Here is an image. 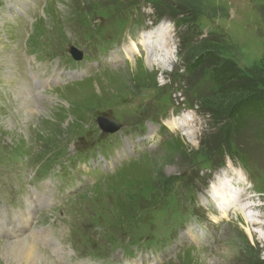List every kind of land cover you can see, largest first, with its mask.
<instances>
[{"label": "rangeland", "instance_id": "obj_1", "mask_svg": "<svg viewBox=\"0 0 264 264\" xmlns=\"http://www.w3.org/2000/svg\"><path fill=\"white\" fill-rule=\"evenodd\" d=\"M47 1L45 15L40 17L42 0H0V221L16 230L21 220H27L29 228L20 227L27 230L21 241L31 243L49 264H77L71 255L62 262L70 251L83 260L101 258L112 264L124 262L128 248L130 253L144 244L158 248L157 240L169 237L168 231L174 228L175 217L169 212L175 207L179 210L175 214H185L180 226L191 221L207 236L166 248L167 255L159 253L156 264H264V239L248 235L259 231V226L244 223V216L236 212L229 214V222L216 225L200 204L218 170L225 169L233 184L242 172L249 177L247 187L258 209L238 205L249 208L246 220L264 223V81L259 82L260 98L253 105L260 112L254 111L250 120L242 122L232 113L220 119L214 115L215 110L226 108L230 98L226 95L234 83L245 87L257 81L253 71L264 56V0ZM34 20L38 22L29 44L56 57L54 62H41L38 56L25 53ZM160 26L170 30L171 61L164 70L155 64L147 69L145 54L133 61L105 64L109 52H116L123 41L127 44L145 28L154 32ZM142 37L150 40L149 35ZM70 47L82 58L95 60L97 68L80 84L67 85L68 78L51 84L56 68L64 71L68 66ZM203 47L214 51L201 52ZM122 49L115 55L123 61ZM157 50H153L154 61L167 56ZM29 60L45 78L43 87L34 85L31 74L40 81ZM217 66L229 71L224 81L212 77ZM247 112H252L250 107ZM171 114L184 121V129L179 126L163 133V122L172 119ZM99 116L114 118L122 128L115 135L101 133L96 123ZM154 132L159 138L153 137ZM192 135L196 146L190 145ZM117 142L118 148L111 147ZM127 145L132 151L125 156ZM100 147L103 155L111 147L113 175L93 173L82 183L78 176L64 180L66 175L52 174L51 169L59 167L57 161ZM228 160L235 171L229 169ZM80 167L85 170L84 165ZM16 174L24 184L9 191L1 178ZM50 177L52 182L47 180ZM227 185L229 189L218 184L213 193L223 187L222 193L236 201L239 190ZM73 187L78 192L61 199L60 189ZM30 192L53 206L26 208L22 199L34 202ZM261 228L264 238V224ZM40 231L60 244L55 253L42 243ZM0 241V251L22 244ZM146 253L151 255L150 250ZM41 255L31 264H45ZM10 256L0 254V264L19 263ZM142 264L153 263L145 259Z\"/></svg>", "mask_w": 264, "mask_h": 264}, {"label": "bare ground", "instance_id": "obj_2", "mask_svg": "<svg viewBox=\"0 0 264 264\" xmlns=\"http://www.w3.org/2000/svg\"><path fill=\"white\" fill-rule=\"evenodd\" d=\"M165 30H168V29H165ZM165 33H167V31H164ZM173 32V31H172ZM34 33V32H33ZM142 35H145V34H142L137 37V40H140L139 42L137 41L136 42H133V41H129V45H126L123 47V53L126 57L127 60H133L134 58V55H139V53L143 50V53L141 54H146V57L144 59L145 61V64L147 66V69H151L152 68V64L156 65V67L158 69H160L161 71L165 69V67L170 64V61H171V58L169 57L168 53H169V50H168V45H169V40L168 39H164L163 42L159 43V38L158 37H155L156 34L154 33H150L149 36H150V40L148 39H145L142 37ZM168 40V41H167ZM155 41V42H153ZM154 43V44H153ZM153 44V45H152ZM139 46L141 47V50H137L136 49V46ZM129 46V47H128ZM157 51H162V52H165V55H167L164 59L160 60V59H156L155 61L152 59V54H153V50L155 49H158ZM126 53L129 55V57H127V55L125 54V51ZM136 49V50H135ZM162 49V50H161ZM132 50H135V51H132ZM138 51V52H137ZM112 58H111V62L112 64L114 63H117L119 64L120 61H118L119 58H117V61L116 62H113V56L115 55H111ZM25 67V66H24ZM119 73V72H118ZM124 74V73H123ZM24 75V74H23ZM122 76V75H121ZM11 83V82H10ZM43 87V86H42ZM30 88V87H29ZM31 89V88H30ZM38 89V88H37ZM32 98V97H31ZM31 100V99H30ZM39 102V101H38ZM51 103V102H50ZM49 104V103H48ZM47 104V105H48ZM26 105V104H25ZM28 105V104H27ZM38 109V108H36ZM58 120V119H57ZM184 123V121H180L178 119H173L171 121H167L165 124H167V126L169 127V129H175V128H178L179 126L181 127L182 124ZM186 124V123H185ZM188 124V123H187ZM179 127V128H180ZM186 129V128H185ZM150 130V129H149ZM192 130V129H191ZM191 130H189L191 132ZM190 145H193V146H196L195 143H194V138H193V135L190 137ZM126 151H130V149H126ZM242 173V172H240ZM243 174V173H242ZM239 177V176H238ZM241 182L242 183H245V180L244 179H241ZM218 185V184H217ZM228 186V185H227ZM225 186V189H229V186L227 187ZM214 187V186H213ZM213 187H212V193H213ZM223 187H220V192L219 191H215L213 193V195H209V199L206 201L207 204H211V203H214L215 205V208L217 209V212L219 214V216H213V215H210L211 217V222L217 224L219 222H221V219L222 218H225L227 219V215H228V212L231 210V211H238L239 214H242L244 216L243 220H244V223H247L248 225L251 224L252 226L254 227H257L259 226V231H253L252 233L248 232V235L251 239H253L254 236L257 235V237L259 238V240H262L264 239L263 236H262V233L260 232L261 231V227L262 225L264 224L263 222H255V221H248L246 220L245 218V213H246V210H248L249 208H246L242 205H238V203L240 202V198H236V201H233L231 199H228L226 197L225 194H223ZM239 194H241V190L238 191ZM231 197H234V195H230ZM204 199V198H203ZM206 200V199H205ZM219 205L221 206L219 208ZM252 206V205H251ZM250 207V206H249ZM32 208V207H31ZM220 209V211H219ZM227 214V215H225ZM258 232V234H257ZM187 235L191 236L192 239L195 238L194 235H192L190 232L188 233L187 232ZM258 240V239H257ZM264 241V240H263ZM22 244H14V246H12L11 249H8V248H4L2 251H0V254L2 256L4 255H7V254H10L12 256L11 257V260L13 261H17L21 264H31V261L34 260V259H37L38 255H41L39 254L37 251L34 250V247L33 245H31V243H25V241H21ZM42 256V255H41ZM233 257V256H232ZM43 258V262L45 264H49V261L46 257L42 256ZM15 259V260H14ZM230 259V258H229ZM228 259V260H229ZM35 261V260H34ZM42 262V261H41ZM17 263V264H19Z\"/></svg>", "mask_w": 264, "mask_h": 264}, {"label": "trees", "instance_id": "obj_3", "mask_svg": "<svg viewBox=\"0 0 264 264\" xmlns=\"http://www.w3.org/2000/svg\"><path fill=\"white\" fill-rule=\"evenodd\" d=\"M206 44H209V43H204L205 46H207ZM204 51H214V50L213 49L211 50L210 47L201 48V52H204ZM215 52H218V51H215ZM198 61H199V58L194 64H196ZM194 64H192L191 67H193ZM221 69L222 67H218V66L216 68H213L212 70L213 79L215 78L218 81H220V79L223 81L225 80L224 76H226L229 73V71L221 70ZM255 69L256 70L255 72L253 71V75L255 74L254 76L256 77L257 81L254 80L253 82H251L245 87L234 83L229 93H227L228 95L225 94L226 96L230 97L228 99L226 108L220 111L215 110L214 111L215 117L220 119L221 117L232 113L234 114V116L239 117L242 122H244L245 120H250L249 117L253 115L254 111L257 110V112H260L258 111V108L253 105H255L256 102H258L260 98L259 88L262 84H259V82L264 81V56L261 58V60L255 67ZM188 73L190 75V69L188 70ZM220 88L221 86L219 87V89ZM189 91H192V90H189ZM223 93L225 92L221 93V99L224 97ZM247 107L251 108V111H252L251 113H248V112L245 113V110ZM258 117L262 120L260 116Z\"/></svg>", "mask_w": 264, "mask_h": 264}, {"label": "water", "instance_id": "obj_4", "mask_svg": "<svg viewBox=\"0 0 264 264\" xmlns=\"http://www.w3.org/2000/svg\"><path fill=\"white\" fill-rule=\"evenodd\" d=\"M70 54L73 56L75 60L81 59V56L75 50L71 49ZM97 124H98V127L104 133H114L120 128V125L116 123L114 120L106 119V118H98Z\"/></svg>", "mask_w": 264, "mask_h": 264}]
</instances>
